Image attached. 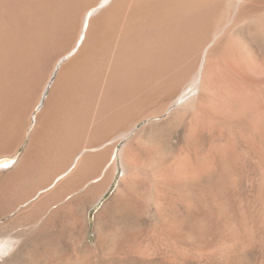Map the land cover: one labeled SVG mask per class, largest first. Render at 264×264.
Wrapping results in <instances>:
<instances>
[{"label": "rangeland", "instance_id": "374dc122", "mask_svg": "<svg viewBox=\"0 0 264 264\" xmlns=\"http://www.w3.org/2000/svg\"><path fill=\"white\" fill-rule=\"evenodd\" d=\"M47 1H35L36 3L33 4L35 8H32L33 5L29 9L28 7L23 8H26L22 10V13L24 12L23 15L26 16L29 33L23 35L18 42L19 46H16L18 53L14 59H10V55L6 56L7 58L2 57L3 60L0 59V66L19 67L20 73H17L14 78L17 83L14 80L11 82L14 86H20L26 81L24 71L26 68L37 67V60L41 56H49L50 61L41 67V73L44 74L41 75L47 78L57 59L72 48H74L73 53L77 54L83 39L88 35L87 28L83 32V17L97 3L96 0ZM132 3L133 0H123L125 7H129ZM106 8L99 10L94 18L99 17ZM259 23L245 24L241 29V37L246 43L253 44V50L264 54V23L261 22L260 25ZM122 25L121 20L109 52L107 51V55L104 56L105 61L101 63V68L99 67V80L102 79L92 91V99L81 107L86 112L71 119V126L73 124L74 127H79L78 134L75 131V136L66 135L65 138L62 137L63 139L52 141L57 146L54 153V157L56 154L55 159L60 155L59 149L62 150V143L69 144L70 150L68 151L77 149L72 150L75 153L71 151L68 155L70 160H65V162L69 160L67 164H63L66 168L59 166L61 172L71 165L72 159L79 151L91 148L90 151L85 152L87 158L83 165L78 166L81 168L79 170L83 171L79 172L78 167L75 168L80 175L76 176L75 169L72 171L74 173L71 172L73 176L68 175L69 178L76 179L77 177L80 181L82 178V181L70 179L68 183L66 180L69 178L65 177L66 180L64 178L61 180V182L63 180L64 183L67 182L63 187L65 190H59L57 196L50 199L47 205L35 209V204L39 201L36 199L26 207L7 211L0 217V225L8 226L5 237L11 238L16 244L13 250L0 256V264H264V120L263 122L250 121L245 124L243 119H238L237 123L241 125V129L238 131L235 128L237 130L235 131L227 116L215 117L214 134L205 136V139L201 137V139L205 149L211 147L212 140L216 141L213 142L221 146L217 145V150L224 155H222L220 166L219 162L215 163V179L200 181L193 186L190 181L186 180L185 175L183 176L181 169L184 170V165L187 163L185 157L195 142L194 134L192 130H184L180 124L182 123L181 117L173 114L179 105L173 108L174 112H172L173 109L172 113L169 111L170 114L169 112L166 114L156 112L150 115L151 105H148L147 98L156 84L150 83V80L148 82L146 78H140V81L138 78L140 75L136 72L138 66L147 60L145 57L147 58L148 47H139L138 44L136 46L130 44V46L123 40L125 38ZM152 45L151 47L155 46ZM143 48L147 49L143 50ZM224 51L229 57L231 48L228 46ZM117 56L124 59V65H119L118 69L115 68L116 61H114ZM138 61H143V63ZM228 72V66H225V63L222 64L220 81L224 85L227 83ZM43 76L37 81L38 84L36 82L35 89L38 85L40 88L32 91L34 98L30 94L29 104L27 103V107L25 106L22 110L20 122L13 123V128L10 127L8 130L10 132L7 134L9 143L0 153L1 160L12 158L19 160V157L25 154L35 127L30 118L31 114L33 112L36 115L40 114L39 111L33 109L38 103L39 97L37 96L39 95L37 94L40 93L39 90L45 81L41 79ZM111 78L115 79L121 88L114 101L111 100L112 103L107 101L106 92H104L108 90ZM217 90L220 91V88L217 87ZM132 93L133 100L131 99ZM130 110L133 113L132 116L118 126V117ZM102 127L106 130L104 140L101 138L96 142L94 135ZM240 132L247 137L249 144L247 147H242V144L232 147L229 140L231 137L242 143ZM58 137H60L59 134ZM88 138L89 143L91 142L90 147ZM90 138L96 143L103 144L102 148L99 144L94 145L95 143ZM77 140L81 145L75 147ZM82 142L88 144V147L86 144L83 145L86 147H83ZM250 144H254L257 149L255 147L252 149ZM94 147L97 149L92 150ZM57 151L59 152L56 153ZM92 153H95L94 156L99 153V156L102 153L105 154L100 157L96 155L97 159L100 158V165L97 163L98 160L94 165L91 163L93 161L89 162V157L93 156ZM112 153H115L116 158L106 168L102 178L105 184V194L104 196L101 194L100 202L95 204L99 198L95 202L92 201L96 194L94 192L96 183L92 180L101 175ZM102 159L103 163H101ZM182 162L185 164L183 165ZM14 170L15 167L4 168L0 170V175L3 171L12 172ZM178 170L182 171V175ZM53 174L50 180L52 178L54 180L55 176L61 173L55 171ZM49 181H46L45 185L53 182ZM61 182L59 181L58 185ZM37 183L40 185L41 182ZM69 185L72 186L69 187ZM51 190H49L50 193ZM58 197L59 200H57ZM87 198L90 200L88 204L85 203L86 201L83 202ZM133 198L135 204L138 202L135 206V215H133ZM182 218L184 223L181 221ZM29 229L37 231V234H35V242L25 245L27 235L21 233L29 232ZM109 229L121 232L115 236H109L107 234Z\"/></svg>", "mask_w": 264, "mask_h": 264}, {"label": "bare ground", "instance_id": "6f19581e", "mask_svg": "<svg viewBox=\"0 0 264 264\" xmlns=\"http://www.w3.org/2000/svg\"><path fill=\"white\" fill-rule=\"evenodd\" d=\"M35 1L40 0H0L1 60H3L2 57L7 58L6 56L8 55H10V59H14L16 53H18L16 52V46H19L18 42L21 40L23 35L29 33V27L27 28L25 20L26 16L23 15L24 12L22 13V10H25L27 7L28 9L29 7H32V5L36 3ZM49 1L50 0L47 2ZM96 2L97 3L86 12L85 17H83V32H85V28H87L89 32L86 37L84 36L85 38L83 39L81 48L78 49L79 51L77 54L73 53L74 48H72L70 51L68 50L69 52L61 55L57 59L53 69L51 68L52 71L48 74L47 78H44V74L41 73V67L50 61L49 56H41V58L37 60V67L34 66L30 69L26 68V70H28V72H25L26 70L24 71L26 81L20 86H14L11 83L13 82L16 74L20 73V69L18 70L19 67L7 68L2 65L0 66V153L5 150L4 146L9 143L7 134L10 132L8 130L10 127L13 128V123L20 122L19 119H21V112L25 106L27 107L30 94L34 92L33 90L35 89V84L41 76H43L41 79H45V81L43 80V86L41 87V90H39L40 93L37 94L39 96L35 94V98H39L38 103L33 109L39 111L40 114L36 115V113L33 112L30 117L32 122H38L39 118L41 119L44 115H49L52 119L51 121H59L60 124L56 129L54 128L53 131L47 133L49 134L47 137L51 136L50 138H53L56 135L58 137L59 134L61 137L59 138L62 139V137L65 138L66 135L73 134V136H75L76 133L78 134L79 127H74L73 124L71 126V119L73 120L76 116L86 112V110H83L81 107L84 106L83 104H87V102L92 99V91L95 90L96 86L99 84L98 81L100 82L102 79L101 78L99 80L100 74L98 71L101 68L100 65H102L101 63L103 61H105L104 56L107 55L106 53L114 40L113 38H115L114 35L117 32L118 26L121 25L122 20V27L124 30L122 32L124 35L123 37L125 38L123 40H125L129 45L132 44V46H136V44H138L139 47H148V49L146 48L147 50L143 48V50L147 51V58L145 57L147 60H145L144 63L143 61H138L143 64H138V71L136 72L140 75H137L139 79L146 78L148 79V82L151 81L150 83L153 82L156 84L154 85V88H152V93L149 94L150 96L147 98L148 105H151L149 108L150 115L156 112L166 114L169 111L171 112L176 105H179L173 114L181 117L182 123L180 124H182V128L184 130H192L194 134L193 138H195V142H192L193 145H190L191 141L190 144L187 142L191 146V151L187 153L185 157L186 159L184 158L187 162L186 165L182 162L185 166L184 170L183 168L181 169L183 171V176L185 175L186 180L190 181L193 186L198 184L200 181H212V179H215V165L219 162L220 166L222 155L224 154L219 153V150H217V145L219 144L214 143L216 142L214 140L211 141V147H207L208 149H205L203 147V140L201 137L204 138L205 136H210L213 133V130L215 129V117L218 115L227 116L233 124L234 129H232L235 130V128H237L238 131L241 129V125L237 123L238 119H243L245 124L246 122L250 123V121L263 122L264 120V54L253 50V44L246 43L241 37V29L245 26V24L260 22V25L261 22L264 23V0H133V3L129 7H125L123 0H96ZM109 4H111L110 7L106 8ZM24 7L26 8L23 9ZM32 8H35V6ZM32 8H30V10ZM104 8L106 9L101 13V15L94 18L99 10ZM151 45L154 47H151ZM228 46L231 48V54L229 57H227L224 51ZM114 61H116L115 68L117 69L119 65H124V59L120 56H117V59ZM119 62H121V64H119ZM224 63L225 66H228L229 71L226 85L220 81L222 79L220 70L222 64ZM132 65L134 64L132 63ZM117 78H119L118 75ZM118 85L119 84L115 82V79L113 80L111 78L108 90L104 91L106 92L105 97L108 99V102L112 99V101H114V98L118 95V92H120L119 90L121 88H119ZM38 86L35 90L40 88ZM217 87L220 88V91L217 90ZM131 95V99L133 100V93ZM129 112H131V110L128 111V113ZM172 112H174V109ZM128 113L124 112L123 116L118 117V126L125 123L133 114L132 112L131 114ZM176 116L174 117L178 118ZM35 131L36 130L33 132L34 135L36 134ZM105 131V128H100L94 135V141L97 142L101 138V140H104L103 137L106 134ZM235 133L237 134V132ZM91 138L93 139V137ZM229 140L232 147H236L238 144H242V147H247V144H249V142H247V137L243 133L241 138L242 143H240L238 139H234L232 137ZM52 141L54 140H51V142ZM51 142L45 145L42 144L43 146L41 145V147H39V151L35 154L33 157L34 159L30 162V166L27 169L23 170L22 168L19 172L16 170L14 174L12 173V176L8 178L11 181L9 194L7 188H5V182L2 181L3 174L1 173L0 217L7 211L26 207V205H29L30 202L36 199H39V201L35 204V209H39L38 207L41 208L43 205H47L46 203L50 199L57 196L59 190H65L63 187L67 182H70V179H72L69 178L71 177L69 174L72 175V173H74L72 171L75 168H77L80 164L83 165L85 158H87L85 152L86 150L90 151L91 149H80L81 151H79L75 157L73 156L74 158L72 159V163H70L71 165L64 172H61V168H59V166H62V168L65 167L66 165L63 164H67L66 162L70 160V156L68 155L72 150L77 149H71V151H68L70 150L68 148L69 144L63 143L61 144V148L64 151L59 149L61 151L59 153L60 155H57L58 157L55 159L56 154L54 157V153L57 146L54 144L55 142ZM96 142H94V145L99 144L100 147L103 146V144ZM90 143L88 138L89 145L86 143L84 144L90 147ZM84 144L82 142V146ZM94 145L91 144V146ZM58 146L60 147V145ZM99 146L97 145V147ZM97 147H94L92 150L97 149ZM250 147L254 149L255 146L254 144H250ZM58 152L59 151L56 153ZM73 152L75 153V151H72V153ZM94 154L92 153L93 156L89 154L91 156V158L89 157V162L93 161L91 162L93 165L95 161L98 160L97 156H99V154H96L97 156H94ZM115 158V153H112L111 159L109 163H107L108 165L106 168L114 161ZM67 159L69 160L65 162ZM103 159H105V157ZM170 161L172 160L170 159ZM18 163L21 162L15 158L5 161L0 159V170L12 167L17 168L19 167L17 166ZM134 163L137 164L136 161ZM79 169L81 168L78 167V170ZM55 171H58V173L60 172L61 174L55 176L54 180H52L53 178L50 180V177H53V173ZM74 171L76 173L77 170L75 169ZM81 171L83 170H79V172ZM178 171L179 173L181 172L180 174L182 175V171ZM160 172L161 171L159 170V173ZM78 174L80 175L77 171L76 176ZM183 176L181 178H183ZM65 177H68L69 179L66 180ZM63 178L67 182L64 183V180L61 182ZM74 179L72 180H79L77 177L75 180ZM49 180L53 182L51 183ZM72 180L71 184H73ZM38 181L39 183L41 182L40 185L37 183ZM46 181H49L51 184H46V186ZM59 181L61 182L60 185H58ZM71 186L72 185H69V187ZM54 188H56V190ZM49 190L52 192L50 193ZM48 192L50 194H48ZM61 197L62 196H60V198ZM57 200H59V197ZM137 203H134L133 198V215H135V206ZM50 204L51 203H49V205ZM33 217H35V215ZM36 219L37 218H35V220ZM181 221H183V218ZM32 230L30 231L29 229V232L25 231L21 233L23 235H27L24 243L25 245L35 242V234H37V231ZM41 230L43 231V228H41ZM7 231V225H0V256L6 255L16 247V244L11 238L9 239L5 237V235H7ZM120 232L121 231L119 230L114 231L109 229L107 234H109V236H115Z\"/></svg>", "mask_w": 264, "mask_h": 264}, {"label": "crops", "instance_id": "0c3cea01", "mask_svg": "<svg viewBox=\"0 0 264 264\" xmlns=\"http://www.w3.org/2000/svg\"><path fill=\"white\" fill-rule=\"evenodd\" d=\"M41 119L39 118L40 121L38 120V122L34 123V125H35L34 130H36L35 131L36 134L35 135L33 134L30 137L25 154L23 156L19 157L18 161L21 162V163H18V165H17L19 167L16 166L17 168H15V170L12 171V172L3 171L2 181L5 182V186H6L5 188H7L8 194H9V187H10V183H11L10 179H8V178H10V176H12V173L14 174V172H16V170H17V172H19L22 168H23V170L27 169L30 166V162L34 159L33 157L39 151V149H40L39 147H41L42 144L43 145L49 144L51 142V140H55V139H59L60 140L59 137H57V138L56 137L50 138L51 136L47 137V135H49L47 133H50V131H53L54 128L56 129L59 126L60 122L59 121H55V122L51 121L52 119H51V117L49 115H44L43 117H41ZM42 127H43V129H42ZM49 129H52V130H49ZM51 143H53V142H51ZM79 143L80 142L77 141V144L75 143V146L79 145ZM86 161H88V160H86ZM97 163L98 164L100 163L99 159H98ZM101 163H103V159H102ZM105 171H106V165H104V168H103V171H102L101 175H98L96 178H94L92 180L93 183H96L95 191H94V192H96V194H94V195L95 196L97 195L96 197L93 196L92 201L95 202L96 199L99 198L95 204H98V202H100L99 200L102 197H99V196L101 194H102V196H104L103 194H105V184H104V182H102V178H103V175H104ZM83 202L88 204V203H90V200H89V198H87V199H84Z\"/></svg>", "mask_w": 264, "mask_h": 264}]
</instances>
